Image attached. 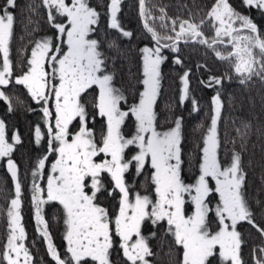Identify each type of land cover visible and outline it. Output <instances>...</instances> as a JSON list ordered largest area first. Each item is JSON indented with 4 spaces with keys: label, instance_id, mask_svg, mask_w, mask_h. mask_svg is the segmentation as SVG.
I'll list each match as a JSON object with an SVG mask.
<instances>
[{
    "label": "snow or ice",
    "instance_id": "snow-or-ice-1",
    "mask_svg": "<svg viewBox=\"0 0 264 264\" xmlns=\"http://www.w3.org/2000/svg\"><path fill=\"white\" fill-rule=\"evenodd\" d=\"M249 6L264 9V0H244ZM49 9L48 21L58 31L60 43L54 44L52 38L37 41L31 50L28 70L16 78V83L26 86L32 99L43 103L42 112L48 122V133L51 136L49 150L57 154L51 165V174L47 176V201H58L65 211L67 227L65 239L71 261L75 264H86L91 258L96 264H111L110 249L113 247V234L119 237L124 257L130 264H150L146 257L152 255L147 238L141 234V226L147 219L153 225L166 221L167 231L174 237L176 245L183 249L180 264H212L213 259L220 258L221 264H242L239 251L241 246L237 224L240 221L254 223L252 212L242 194L244 175L241 170V156L233 152L231 162L223 166L218 159L219 146L217 123L221 114L220 93L213 97L214 115L207 134L203 138L202 160L199 164L200 174L195 184H186L181 178V118L177 117L174 127L165 131L157 129V113L155 104L160 91V66L166 59L161 53V46L141 49L143 66L141 81L143 90L139 93L138 103L127 110L121 108L126 100L120 88L114 86V73L107 69V57L101 49V42L90 39L89 34L95 31L100 13L89 6L88 0H43ZM121 0H110L109 27L120 30L125 37L131 32L125 31L117 18ZM140 15L147 16L145 0H139ZM16 7V0H5L0 7V52L3 53V66L0 70V85L9 83L11 63L9 61V40L13 34L14 14L10 9ZM53 9L59 16L67 18V25L56 23ZM164 9H161L163 12ZM213 21L215 37L209 40L200 30L205 22L199 24L190 20H172V31L175 36L161 37L145 19L144 27L152 34V39L160 44L161 39L171 41L163 44V48H171L179 52L178 42L195 41L209 48L223 43L222 37H229L234 51L227 56L219 51L215 54L220 59L235 58V72L244 77L241 83L253 75H264V38L257 31V25L247 16L237 13L228 0H215L207 13ZM163 19V17H161ZM239 21L240 27H234ZM242 29H248L255 35H240ZM63 44L67 45L66 51ZM109 47H114L110 44ZM259 49L257 58L254 50ZM176 63H181L177 56ZM188 73L184 74V95H188ZM211 82L219 85L222 79L212 77ZM211 86V85H210ZM95 88L93 108L96 115L105 119V128L101 139L97 142L93 129L88 127L89 112L82 96ZM0 98L9 100L3 91ZM54 101V126L51 123L53 113L48 107ZM134 117L135 132L130 137L122 133V126L129 117ZM79 120V129L70 131L73 121ZM95 119V117H91ZM247 127V126H245ZM239 131V130H238ZM243 135V134H241ZM36 142L42 137L39 125L35 128ZM15 143L20 142L18 135L13 137ZM135 146L138 151L125 159V150ZM14 148L5 138V123L0 120V157H9L8 170L12 177H17V166L10 154ZM103 154L105 159L97 161ZM47 156L38 161V169H44ZM150 160L151 181L154 185L155 199L149 195L135 194L130 198L129 188L125 182V173L133 161L139 174ZM107 172L114 182V189L121 194L118 211H109L96 203L97 194L103 188L101 173ZM33 172V176H36ZM209 178L215 181V188L209 185ZM90 179L91 192L87 181ZM33 200L37 205L43 192L33 184ZM16 198L11 201L10 235L3 257L8 264H29L30 255L23 243L25 230L20 224V192L21 185L17 181ZM219 194L215 208L209 206L208 197L212 193ZM111 195V192L109 193ZM190 198L194 210L190 215L184 211L185 195ZM217 223V230L210 227V214ZM37 221L44 224L37 206ZM264 232V229H260ZM43 234L48 237L47 225ZM135 237V240H133ZM49 252L56 264H71L62 259L49 239ZM264 251V249H261ZM257 264H262L257 261Z\"/></svg>",
    "mask_w": 264,
    "mask_h": 264
},
{
    "label": "trees",
    "instance_id": "trees-1",
    "mask_svg": "<svg viewBox=\"0 0 264 264\" xmlns=\"http://www.w3.org/2000/svg\"><path fill=\"white\" fill-rule=\"evenodd\" d=\"M99 9L100 18L95 25V38L101 42V51L107 57V69L114 73L115 83L125 85L126 89L135 92L138 81L133 77L139 72L141 49L145 44L152 47L161 46V53L166 59L161 63L160 91L156 104L157 114H161L163 121L171 126L177 117L181 118L182 148L187 151L191 162H195L198 150L203 143L205 131L211 124V113L214 110L213 97L220 93L221 114L217 123L218 159L227 166L232 159L233 152L241 156V170L244 175L242 194L252 212L254 223L241 221L240 259L242 264H264V75H253L250 79L235 72V58L220 59L215 52L219 51L227 56L234 51L228 42L229 37H222L223 43L213 48L207 45L181 40L178 42L179 52L162 45L171 41L161 39L160 44L152 39V34L144 27L145 19L161 37L175 36L172 31V20H177L176 30H179L180 20H190L199 24L205 22L200 30L204 37L211 40L215 37L213 21L207 18V13L215 0H145L148 15L139 13V0H121L118 21L125 31L132 33L125 37L120 30L112 29L106 24V3L108 0H94ZM231 7L240 15L247 16L257 25V31L264 38V9L247 5L244 0H228ZM5 0H0V7ZM161 9H164L161 12ZM14 14L13 34L9 40V61L11 66L23 69L28 66L29 50L37 41L52 38L53 43H60L58 31L48 21V7L43 0H16V7L10 9ZM56 17L55 22H65V16ZM163 17V19H161ZM143 20V22H142ZM236 28L240 22L235 23ZM240 35H255L248 29H242ZM112 44L114 47H109ZM254 53L259 59V49ZM177 56L181 63H176ZM3 66V53L0 52V69ZM188 73V95H184V74ZM212 77L222 79L217 85L211 82ZM129 84V86H127ZM211 85V86H210ZM9 100L0 98V114L9 126L17 123L25 132L33 119L42 120L43 114L24 112L28 108L26 101H20L13 85H0ZM128 87V88H127ZM8 101V102H7ZM16 105H21L18 113ZM31 107V106H30ZM247 126V127H245ZM239 130V131H238ZM243 134V135H241ZM15 182L11 179L3 162H0V264H8L4 259V240L10 231L8 212L14 197ZM24 213V214H23ZM22 224L25 230L24 246L33 251L34 261L29 264H55L44 254L43 246L37 234H34L26 212L22 209ZM25 220V225H24ZM30 239L32 243L30 244ZM33 249V250H31Z\"/></svg>",
    "mask_w": 264,
    "mask_h": 264
},
{
    "label": "flooded vegetation",
    "instance_id": "flooded-vegetation-1",
    "mask_svg": "<svg viewBox=\"0 0 264 264\" xmlns=\"http://www.w3.org/2000/svg\"><path fill=\"white\" fill-rule=\"evenodd\" d=\"M97 11H99L98 7H97ZM106 11H107L106 24L109 27L110 13L108 11V8ZM92 39H96V38L93 37ZM65 47L66 45L63 44L64 50ZM30 51L31 49L28 51L29 56L27 63L31 56ZM139 58L141 63V65L138 67L139 72H137V75L133 77V80L138 81L135 92H131V90H129L130 88L124 90L126 89L124 88L126 87L125 85L115 83V80H113L114 86L120 88L124 96L126 97V100L121 102V108L123 110H127L132 104L138 103L139 93L140 91H142L141 89L143 88V85L141 83L143 78L142 54L139 55ZM27 70H28V66L26 67V65L23 66L22 71L19 67L18 69H16L11 66L12 74L10 77H8L9 83L15 87L18 93H21V95H18L21 96L20 101H22V99L26 101L28 108H24V112L31 115L32 111L34 112L38 111L39 115H41L43 114L42 112V107L44 106L43 103L42 102L37 103L35 100L32 99L26 86L16 83V78L23 75ZM108 71L111 72L110 70ZM160 72H161V67H160ZM127 86H129V84ZM96 91L97 90L93 88L88 93L84 94L82 96V103H85L88 108L89 117H90L88 127L93 129L96 140L97 142H99L102 133L104 132L105 119L96 115L95 109L93 108L94 96L96 94ZM158 97H157V101H158ZM15 107L17 108V111H15V113H18L21 108V105H16ZM48 107L53 113V118L51 119V123L54 126L55 109H54L53 100L49 101ZM213 115H214V110H212L210 119ZM91 117H95V119H91ZM0 118L5 123V138L8 140L9 143L14 144V148L12 153L10 154V157L17 166V177L14 179L12 177L11 172L8 170L7 160L9 157H0V162L4 163L6 167V171L9 173L11 179L15 182V186L17 181L21 185L20 205L23 207V209L27 214L26 219L29 221L32 229L34 230V234L38 235L39 240L41 242V246H43L44 249V254L46 255V257H49L50 261L52 260V262H55L56 264V261L53 259L48 249V241H47L48 237L44 236L42 227H40L36 219L34 205L37 202L35 203L33 202V195H34L33 184L35 183L41 189H44V191L42 192L43 198L41 200H44L46 202L40 203L38 206L47 224V231L52 240V245L55 247V249L57 250V252L59 253L62 259L71 261V254L67 251L68 245H67V240L65 239L67 227L65 224L66 216L63 206L58 201H47V192H46L47 176L51 174L50 165L57 157L56 153H53L49 150V141L51 140V136L48 133V122L46 121L44 115L42 117V120H36L35 118L33 119V121H31L29 125V130L25 132L22 128L19 127L17 123H14L12 124V126H9L6 119L3 118L1 114H0ZM37 125H39L42 133V137L39 143L36 142V137H35V128ZM173 125L174 123L171 126H168L166 122L163 121L161 114H157V129L159 131L168 130L169 127H172ZM79 126L80 125L78 119L76 121H73V123L69 126L70 131L73 133L78 131ZM121 130L122 133L127 137L133 135L135 132L134 117L130 116L129 118H127ZM16 135H18L20 138L19 143H15L13 139V137ZM182 143L183 142L181 137V143H180L181 160H182L181 178L186 184H195L200 174L199 164L202 160L203 147L199 148L198 155L197 157H195V162L192 163L190 158L187 156L188 155L187 151L183 150ZM137 151L138 149L135 146H129V148L125 150V159H131V157ZM45 156H47L48 159L45 161L44 169L42 170L38 169V161ZM217 156H218V151H217ZM103 159H105L103 154L96 157L97 161ZM152 171L153 169L151 168V164L149 160L145 164L143 170L139 174H137L136 164L133 161L129 170L125 173V182L129 188L130 198L134 199L135 194L139 193L140 195H149L153 198V200L155 199L154 185L152 184L151 181ZM33 172L37 173L35 177L33 176ZM100 179L102 181L103 188L101 192L97 194L96 203L106 208L109 211L110 215L114 214L118 211L121 194L119 193L118 189H114V182L112 181L111 176L107 172L101 173ZM87 183L89 184V188L86 189V191H88L90 194L91 192L90 179L87 181ZM209 185L213 189L215 188V181L212 180L211 178H209ZM15 186L13 189L14 197L12 198V200L16 198ZM110 192L111 195L109 194ZM25 193L27 195L26 197L23 198ZM208 200H209V206L215 208L216 204L219 201V194L212 192L209 195ZM185 201H186L184 205L185 214L190 215L194 210V205L191 203V200L187 196V194L185 195ZM209 219H210V227L213 230H217V223L214 213L210 214ZM21 222H22V215L20 214V224L23 225ZM239 223L237 224V231L239 229L238 228ZM24 225H25V220H24ZM167 228L168 225L166 221H161L158 224L153 225L151 221L147 219L143 222L141 226V234L147 238V243L152 252L151 256L146 257V259L150 260V264H180V261L182 259L183 249L181 246L175 244L174 237L172 236L171 233L167 231ZM133 240H135V237H133ZM28 252L31 257L29 263H31L34 261L33 251H28ZM109 259L111 261V264H130L127 258L124 257L123 250L120 247V239L115 234H113V247L110 249ZM71 264H75V262L71 261ZM86 264H96V262L92 261L91 258H86ZM212 264H221L218 255L215 259H213Z\"/></svg>",
    "mask_w": 264,
    "mask_h": 264
},
{
    "label": "rangeland",
    "instance_id": "rangeland-1",
    "mask_svg": "<svg viewBox=\"0 0 264 264\" xmlns=\"http://www.w3.org/2000/svg\"><path fill=\"white\" fill-rule=\"evenodd\" d=\"M101 1V0H100ZM66 2H68V3H70V0H66ZM95 1L94 0H88V3H89V6H91V7H93V8H95L96 7V10H97V6L95 5V3H94ZM109 0L107 1V3H106V9L108 8V5H109ZM139 13H140V8H139ZM142 17V16H141ZM109 20H110V18H109ZM110 22V21H109ZM142 22H143V20H142ZM59 23H64L65 25H67V18L65 17V22H59ZM94 27V26H93ZM234 27H236V26H234ZM95 28V27H94ZM93 37H95V34H94V32H92V34L90 33L89 34V38L90 39H92ZM60 39H61V37L59 36V34H58V40L60 41ZM63 40H66V36L65 37H63ZM228 41H229V39H228ZM66 45V44H65ZM34 47V46H33ZM32 47V48H33ZM144 47H150V48H155V47H152V45H150V44H145V46ZM32 48H31V50H32ZM66 48H67V45H66V47H65V51H66ZM31 52V51H30ZM30 55H31V53H30ZM142 57H143V54H142ZM30 58H31V56H30ZM142 64H143V59H142ZM0 70H2V69H0ZM143 79V78H142ZM141 90H143V88L141 89ZM0 91H3V89H1L0 88ZM214 105V104H213ZM214 110H215V105H214ZM0 120H2L1 118H0ZM175 125H173L172 127H174ZM169 128H171V127H169ZM209 128V127H208ZM208 128H207V130H208ZM182 134V133H181ZM207 134V131H205V134H204V136ZM204 138V137H203ZM203 141V140H202ZM201 147H203V143H202V145H201ZM57 158V157H56ZM55 158V159H56ZM55 161V160H54ZM53 161V162H54ZM52 165V164H51ZM51 165H50V168H51ZM26 193L24 194V196H23V198L24 197H26ZM39 197H40V199H42L43 198V194H42V192L41 193H39ZM12 201V200H11ZM33 202L35 203L36 201H34L33 200ZM11 203V202H10ZM37 203H35V205H34V207H35V214H36V212H37ZM11 209H12V206H11ZM22 209H23V207L20 205V208H19V213H21V211H22ZM40 215H41V217L43 218V221H44V224H46V222H45V220H44V216H43V214H41V212H40ZM10 219L11 218H9V223H8V225H7V227L8 228H10ZM36 219H37V217H36ZM22 223V222H21ZM38 224L40 225V227H42V231H43V229H44V224H41V223H39L38 222ZM47 225V224H46ZM21 226H23V225H21ZM48 232V231H47ZM9 235H10V231L6 234V238H5V240H4V252L6 251V244H7V242H8V237H9ZM25 239V238H24ZM24 239L22 240V241H17V243H25V241H24ZM49 239L51 240V238H50V235L48 234V244H49ZM30 244L32 243V240L30 239ZM51 243H52V240H51ZM26 248V247H25ZM30 259H31V257H30ZM149 262H150V260H149Z\"/></svg>",
    "mask_w": 264,
    "mask_h": 264
}]
</instances>
